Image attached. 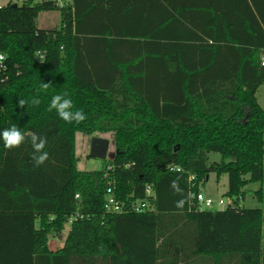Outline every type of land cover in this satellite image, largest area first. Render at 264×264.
Masks as SVG:
<instances>
[{"label": "trees", "instance_id": "1", "mask_svg": "<svg viewBox=\"0 0 264 264\" xmlns=\"http://www.w3.org/2000/svg\"><path fill=\"white\" fill-rule=\"evenodd\" d=\"M137 2L0 5L8 65L0 131L16 125L44 136L49 153L35 167L30 140L8 150L0 139V264H264V110L256 99L264 0ZM49 11L60 13L59 28L38 29V14ZM64 93L85 121L69 124L48 111L52 96ZM33 98L41 103L18 106ZM77 134L110 135L112 157L98 170H79ZM209 154L220 161L210 163ZM211 173L227 175L226 198L259 184L261 208L200 210L193 194ZM177 176L188 197L183 209L170 188ZM109 186L120 202L143 200L150 186L153 209L106 214ZM77 213L83 219L51 252L49 236Z\"/></svg>", "mask_w": 264, "mask_h": 264}, {"label": "rangeland", "instance_id": "2", "mask_svg": "<svg viewBox=\"0 0 264 264\" xmlns=\"http://www.w3.org/2000/svg\"><path fill=\"white\" fill-rule=\"evenodd\" d=\"M17 3L16 0H0V5H6L8 2ZM38 29H54L59 28L60 26V13L57 11H49V12H40L36 19ZM256 99L261 107L264 110V84H262L256 93ZM100 138L108 139L110 144L107 152L106 161L112 157L114 152V147L112 145V141L110 135H100L95 136ZM76 141V155L79 158V162L77 164V168L81 171H92L98 170L102 167L101 160L94 159L89 157V144H90V137H84L80 134H77L75 137ZM209 161L210 163L219 162L220 156L218 154H209ZM228 188V178L226 174H222L220 177H217L215 174L211 173L208 176V179L203 187H201L202 193L217 201L219 199L225 200V194ZM259 188V184H249L247 187L244 188V195L241 199L236 200V202L244 208H261V204L256 200L254 197V192L257 191ZM70 230V224H65L64 229L58 235L60 241H64L68 232ZM55 241L59 243V239ZM50 240L51 237L49 238Z\"/></svg>", "mask_w": 264, "mask_h": 264}, {"label": "clouds", "instance_id": "3", "mask_svg": "<svg viewBox=\"0 0 264 264\" xmlns=\"http://www.w3.org/2000/svg\"><path fill=\"white\" fill-rule=\"evenodd\" d=\"M6 57L0 55V63H3ZM50 87V83L44 82L41 85V89L46 91ZM68 94H56L52 96L48 111L55 110L57 115L66 123L80 124L86 120V115L82 109L73 111L74 104L70 98H67ZM31 103V105L38 106L41 101L38 98H33L30 102L25 99H19L18 106L24 108L26 105ZM0 139L3 141V145L6 149L12 150L21 147L26 141L30 140L31 146L33 148L32 162L35 167H40L45 164L49 159V153L44 151L47 145V138L36 133H30L25 135L16 125H12L8 128L0 131ZM172 171L179 172L181 169L173 168ZM180 176L172 180L170 183V188L175 194H180L181 199L175 202V206L178 209H183L188 201V197L184 193V189L181 188L179 184Z\"/></svg>", "mask_w": 264, "mask_h": 264}, {"label": "built area", "instance_id": "4", "mask_svg": "<svg viewBox=\"0 0 264 264\" xmlns=\"http://www.w3.org/2000/svg\"><path fill=\"white\" fill-rule=\"evenodd\" d=\"M19 3L25 2L26 0H16ZM54 4V6L58 10H63L67 8L71 4V0H48ZM10 2V1H9ZM39 59L41 60L43 58V55L39 52ZM0 55H3L0 53ZM4 56V55H3ZM261 66H264V50L261 54ZM7 71H8V65L6 63V60L3 63H0V79H4L7 77ZM173 168H179L177 166L170 165L168 167V170L171 172L170 169ZM111 167L109 166L107 170H110ZM182 172V169L181 171ZM106 176V174H105ZM195 180L194 175H189L188 181L190 183V186H193V181ZM75 199L79 200V195H75ZM153 200H154V193L150 186H147L145 188V198L143 200H129L126 202H120L112 187H107L104 194V203H103V210L106 214H124V213H144L146 211H150L153 209ZM193 200L194 203L198 206L200 210H211L214 207L224 210L227 208H237L240 207V205L236 202L233 198H226L225 200L219 199L217 201H214L213 199L205 196L201 191L197 194H193ZM83 214L77 213L71 217L68 218L67 223L72 224L78 220L83 219Z\"/></svg>", "mask_w": 264, "mask_h": 264}, {"label": "water", "instance_id": "5", "mask_svg": "<svg viewBox=\"0 0 264 264\" xmlns=\"http://www.w3.org/2000/svg\"><path fill=\"white\" fill-rule=\"evenodd\" d=\"M109 144L110 142L108 139L95 136L91 137L89 144V157L101 161L106 160Z\"/></svg>", "mask_w": 264, "mask_h": 264}, {"label": "crops", "instance_id": "6", "mask_svg": "<svg viewBox=\"0 0 264 264\" xmlns=\"http://www.w3.org/2000/svg\"><path fill=\"white\" fill-rule=\"evenodd\" d=\"M117 1H119V0H117ZM184 0H180V2H183ZM211 1H214V0H199V3L200 2H204V3H209V2H211ZM133 2H135L136 4H139L140 5V3H138L137 2V0H133ZM45 30H50V29H45ZM58 235H60V234H58ZM58 235H50L49 236V238L51 237V239H53V240H50V239H48V243H47V246H48V249L51 251V252H56L58 249H60L62 246H63V244H64V241H60V239H59V237H57ZM68 235V234H67ZM54 237H57L59 240V243H57L55 240L56 239H54ZM67 237V236H66ZM66 239V238H65Z\"/></svg>", "mask_w": 264, "mask_h": 264}]
</instances>
